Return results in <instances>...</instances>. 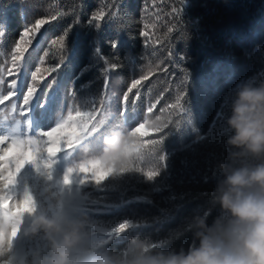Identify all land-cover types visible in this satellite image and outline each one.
I'll return each mask as SVG.
<instances>
[{
  "label": "trees",
  "instance_id": "trees-1",
  "mask_svg": "<svg viewBox=\"0 0 264 264\" xmlns=\"http://www.w3.org/2000/svg\"><path fill=\"white\" fill-rule=\"evenodd\" d=\"M97 12L106 14L99 27L89 22ZM37 20L47 22L26 45L28 71H22L20 78L26 90L36 73L39 93L49 85L48 95L54 97L48 109L56 111L61 104L67 108L62 113L65 120L67 112H72L74 119L55 142L57 150L81 145L80 153L73 152L78 162L68 159L64 165L76 169L73 179L87 178L85 184L70 187L74 194L71 217H90L92 231L116 249L137 236L166 248L187 249L194 241L193 218L208 213L211 224L221 215L214 200L224 178L220 165L241 162L231 159L235 150L227 145L231 134L226 126L228 102L239 84L264 81V0H151V4L149 0H0V30L5 32L0 37L3 82L12 76L5 70L12 69L15 43L25 27ZM145 30L150 33L147 42L140 34ZM117 58L121 67L111 70ZM143 75L148 79H142ZM133 79H141V84L129 92ZM177 96L183 107L173 110ZM77 111L92 112L91 120L87 115L76 117ZM80 120L87 121L89 128L103 120V126L98 124L106 132L103 141L99 137L89 141L77 123ZM139 122L145 123L149 133L143 137L145 146L134 165L136 171L114 174L96 185L92 174L98 177L102 170L85 169L83 162L102 150L105 137L138 127ZM157 122L168 127L157 132L150 127ZM43 131L31 137L37 141V158L27 164L21 181L33 187V201L50 216L46 203L55 207L60 202L57 193L49 190ZM2 139L0 154L11 143L0 126ZM3 163L0 176L6 174ZM86 172L92 174H82ZM147 172L158 174L149 179ZM39 186L40 195H36ZM125 222L128 227L116 234L113 230ZM27 242L29 251L13 255V264H31L33 256L50 252L42 232Z\"/></svg>",
  "mask_w": 264,
  "mask_h": 264
},
{
  "label": "clouds",
  "instance_id": "clouds-1",
  "mask_svg": "<svg viewBox=\"0 0 264 264\" xmlns=\"http://www.w3.org/2000/svg\"><path fill=\"white\" fill-rule=\"evenodd\" d=\"M229 112L227 145L235 150L231 159L241 162L220 165L224 178L214 200L221 215L211 224L208 213L194 217V241L187 249L166 248L140 236L116 249L97 237L87 215L73 218L57 211L49 216L32 199L26 206L16 200L4 207L0 201V264H13L15 241L23 228L20 215L33 217L27 235L42 232L50 242L49 254L33 256L31 264H264V81L239 84L230 98ZM148 133L145 126L114 132L82 167L102 170L98 179L134 170Z\"/></svg>",
  "mask_w": 264,
  "mask_h": 264
},
{
  "label": "snow or ice",
  "instance_id": "snow-or-ice-1",
  "mask_svg": "<svg viewBox=\"0 0 264 264\" xmlns=\"http://www.w3.org/2000/svg\"><path fill=\"white\" fill-rule=\"evenodd\" d=\"M185 3V0H184ZM121 4V3H120ZM149 4H151V0H149ZM113 8L115 9V5H113ZM122 9V8H121ZM152 9L150 8L148 11H151ZM112 13L109 12L107 13V16H111ZM106 18V14L104 12H97L95 15L90 17L89 22L90 23H96L97 27L101 24V21H103ZM115 20L118 19V17H113ZM47 21L46 20H37L35 21L31 27L26 26L24 31L21 34V38L19 43H15L14 45V50L11 56V65L12 69L11 70H5L6 75H12L14 78L9 82L8 84V91L4 94H0V106L3 107H8V105L5 104V101L10 100L11 97L16 95V88H17V83L21 82L22 86L24 82L20 81V75L21 72L23 71L24 73H27L28 68H27V58L25 57V53L28 51V48L26 45L31 43L32 39H35V34L38 32L39 28L41 25L45 24ZM123 21H120V24H122ZM147 29V25L144 26ZM31 34V37L28 38ZM143 37L144 40L147 42L150 40V33L148 30L142 31L140 33ZM5 35V32L3 30H0V37H3ZM66 36L61 37V46H64L66 42ZM55 43V41H53ZM108 66V65H107ZM119 67H121V61L119 58L116 60H112L110 64L111 70H117ZM37 72L39 69L36 70ZM55 71V69H53ZM144 80L148 79L147 75H143L141 77ZM32 79H36V73L32 74ZM0 84H3V81L0 80ZM141 84V79H133L132 80V86L131 88L128 89L129 92H131L132 88H137L138 85ZM107 84H105V87ZM27 94L24 95L21 93L20 97H18L19 101L22 102L23 108L20 109V112L18 115L23 116L22 123L18 125L20 131L19 133L15 132L13 129L9 128L8 131L11 133L10 136L15 137L19 136V139L13 138L11 139V143L7 147L6 150L0 154V162H6L3 163V170L6 172L5 175L0 176V182H2V190H0V201L4 203H16V199L14 195L11 194V189L12 187L16 184L17 182V176L20 173V171L25 167L26 164H28L29 161H32L33 163L36 161V151L37 149L34 147L36 145L37 141L32 139L31 137H26L24 133L26 132L28 127L32 128V133L31 136L35 137L37 135V132H39L40 129L45 128L48 129L50 128V131H43L42 136L47 137V142L45 145V150L51 152V153H56L57 152V147H56V139L58 138L59 133L65 128L66 125L69 124V121H72L73 115L72 112L69 110L67 112L68 119L65 120L63 118L62 113L67 109H65L61 104H58L57 110L54 112H50L48 109V104L51 102H55L54 97H50L49 94V85L46 86V88L39 93L40 99L37 100V96L35 97V100H33L34 94H35V87H27L26 89ZM127 96L125 95L123 97L124 101H127ZM137 97H133V106L135 104ZM33 101H36L35 104H33ZM229 106V102H228ZM11 107H15L16 109V104H12ZM183 105L181 104V97L177 96L176 97V102L172 106L173 110L175 109H181ZM147 108L149 111H151L152 105L148 104ZM125 111V108L122 107L121 109V115H123V112ZM87 115L88 119L91 120L93 113L92 112H76V117H83ZM126 119V117H125ZM147 116L143 117V120L145 123L147 122ZM159 117H156V120L159 121ZM14 123V122H10ZM77 123L80 124V128L83 131V135L88 138L89 141H95L97 137H99V140L103 141V137L106 134V132L103 130L102 127H98V124L103 126L105 122L103 120L98 121L97 124H92V126L89 128L87 125V121H77ZM145 123H138V127H133L131 129L136 130L141 128V126H145ZM53 125H55L53 127ZM123 128V126H119ZM167 124H158L154 130L157 132H162L165 128H167ZM86 129V130H85ZM4 139L0 140V143H3ZM50 146V147H49ZM60 151L66 154L69 153H78L80 152L79 147H76L75 150L72 145H68L67 147H61ZM50 167V165H49ZM136 171V169H134ZM76 171L74 168H69L68 169V175L65 176V180L68 181L71 177V174ZM133 171V170H131ZM130 171H126L123 173H127ZM91 172H86L82 174H87ZM92 174V173H91ZM149 179L153 178L155 175H157V172H147L145 173ZM114 175V174H112ZM109 175L104 179H98L96 176L92 174V178L94 180V183L96 185H100L102 181L106 180L108 177L112 176ZM86 176L81 175L80 177H77L76 182L79 183L80 185H83L86 183ZM30 195H25L24 200H23V205L26 206L28 202L31 200ZM128 227V224L121 223L118 228H115L113 231L116 234H120L125 231V229ZM104 239V238H102ZM6 264H11V262H6Z\"/></svg>",
  "mask_w": 264,
  "mask_h": 264
},
{
  "label": "rangeland",
  "instance_id": "rangeland-1",
  "mask_svg": "<svg viewBox=\"0 0 264 264\" xmlns=\"http://www.w3.org/2000/svg\"><path fill=\"white\" fill-rule=\"evenodd\" d=\"M13 78H14L13 76H10V77H9V80L11 81ZM39 82H40V81H39V78H37V75H36V79H35V80H33V79L31 80V79H30L31 87H36V86H38ZM7 85H8V82L3 83V86H4V87H7ZM18 88H19V84L17 83L16 92L19 91ZM36 88H37V87H36ZM26 94H27V91L25 90V95H26ZM76 183H77L76 180L73 179V177H71L70 180L67 182V186L71 187V186L76 185Z\"/></svg>",
  "mask_w": 264,
  "mask_h": 264
}]
</instances>
